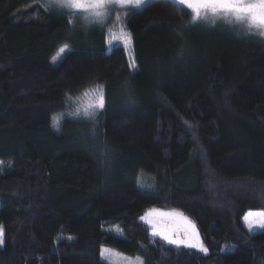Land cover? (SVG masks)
Returning a JSON list of instances; mask_svg holds the SVG:
<instances>
[{
  "label": "trees",
  "instance_id": "1",
  "mask_svg": "<svg viewBox=\"0 0 264 264\" xmlns=\"http://www.w3.org/2000/svg\"><path fill=\"white\" fill-rule=\"evenodd\" d=\"M43 4L0 0V264H110L106 246L143 264H264V230L243 219L264 209V38L151 0L125 17L134 70L104 30ZM98 86L96 119L70 115ZM150 208L185 212L208 253L153 238Z\"/></svg>",
  "mask_w": 264,
  "mask_h": 264
},
{
  "label": "snow or ice",
  "instance_id": "2",
  "mask_svg": "<svg viewBox=\"0 0 264 264\" xmlns=\"http://www.w3.org/2000/svg\"><path fill=\"white\" fill-rule=\"evenodd\" d=\"M171 2L182 9L190 10L193 26L203 21H208L215 25L219 20L229 25H241L248 34L264 38V0H171ZM144 3L145 0H44L42 6L46 11L51 9L67 10L71 16L75 17L83 14V19L86 22L103 26L113 9L119 8L122 11L129 12L139 9ZM209 14L212 17L210 21ZM116 19L119 21L121 17L118 15ZM69 22L72 23L71 20ZM121 36L125 37L123 47L130 49L131 34L124 31L123 27H121ZM109 44L113 48L117 46L111 40ZM66 49H68V45L61 47L58 56L65 53ZM129 54L131 55V53ZM56 59L57 57H53V61ZM134 64L133 60L129 66L134 67ZM91 91L96 93V99L84 109L83 114L85 117L95 120L99 112L105 108V96L102 86H98ZM84 95H87V92ZM78 114L79 109L76 113H72V115ZM53 126L59 128V120H55ZM252 217H259L260 219L254 220ZM164 218H178L183 221L185 227L180 230L183 232V237L176 230L168 228L163 222ZM139 219L150 227L153 238L160 237L167 243L178 247L183 245L197 248L204 253L208 252L196 230L195 224L182 212L175 209L165 212L150 208ZM243 219L250 233L256 231L257 228L264 229V211L257 213L250 211ZM116 231L117 234H122L119 228ZM3 243L4 233L2 228H0V245H3ZM113 254L116 256L120 255L119 253H114L113 250L101 249L102 259H107L109 255ZM129 264H133V262L130 261ZM135 264H143V261L137 258Z\"/></svg>",
  "mask_w": 264,
  "mask_h": 264
},
{
  "label": "rangeland",
  "instance_id": "3",
  "mask_svg": "<svg viewBox=\"0 0 264 264\" xmlns=\"http://www.w3.org/2000/svg\"><path fill=\"white\" fill-rule=\"evenodd\" d=\"M149 1H151V0H145V3L142 6H144ZM41 2H44V0H41ZM56 10H59V9H56ZM64 11L65 12H68L67 10H64ZM130 12L131 11H129V12L122 11L119 8L113 9L111 11V14L109 15L108 19L106 20V22L104 23L103 26H101L99 24H96V23H88V22H86L83 19V14H81L78 17L77 23H78L80 29H82L83 31H86L87 29L97 28V27L99 29L104 30V32L106 33L107 50H109V49H112L113 48L109 44V41L110 40L112 41L113 44H116L117 45L116 47H120V46L123 47V40L125 39V37L121 36V27H123L124 31L128 32V30L126 28V23H125V17L127 15H129ZM118 15L121 17V19L119 21L116 19V17ZM190 17L192 19V16L191 15H190ZM211 19H212L211 14H209V21ZM197 26L199 28L203 29V30H206V31L207 30L212 31L214 28H217L218 30L220 29L222 31H225V30L230 31V30H234V28L235 29L239 28V30H240V28L244 29L241 25H235V24L229 25V24L224 23L223 21H219V20L217 21V23L215 25H212L208 21H203V22H200L198 25H195V27H197ZM128 33H130V32H128ZM58 53H59V51L54 56V57H57V59L55 61H59L62 58L63 54H64V53L63 54H59V56H58ZM125 53L127 54L128 65L132 64L133 60L135 62V58H134L135 57V54H134V42H133V39H132V35H131V46H130V49H125ZM129 53H131V55ZM134 67H135L134 70H136L137 69V65L134 64ZM131 68H133V67H131ZM96 88L97 87L89 88L88 91H86L87 92V95H84V93H85L84 92L82 95L78 96V98L74 99L73 102H71L70 109L68 110V112L70 113V115H72V113H76L77 110L79 109V114L78 115L84 116V114H83L84 113V109L90 103H93L95 101V99H96V93L93 92V91H91V90L96 89ZM103 90H104V88H103ZM104 96H105V101H106V93H105V90H104ZM78 115H72V116H78ZM85 118H88V117H85ZM156 209H159V208H156ZM159 210L168 212V211H172L173 208H171V209L160 208ZM175 210H177V209H175ZM177 211L182 212L186 217L189 218V216L187 214H185V212L180 211V210H177ZM262 211H264V209L252 210L251 212L257 213V212H262ZM252 219L259 220L260 218L259 217H252ZM189 220L192 223L195 224V222H193V220L191 218H189ZM163 222L165 223V225L168 228L176 230L177 232H179L180 236L183 237V232L180 231V230H182L185 227V224H184L183 221L179 220L178 218H171V219L164 218L163 219ZM244 224H245V227H247V225H246L245 222H244ZM254 227H255V225H254ZM149 230L151 231L150 227H149ZM196 230L198 231L197 228H196ZM261 230H264V229L257 228L256 231H254V232H260ZM115 232H117V231L115 230ZM198 233H199V231H198ZM174 235H175V233H174ZM157 238L162 239L160 237H157ZM203 244H204V242H203ZM171 245H173V244H171ZM204 246L207 248V246L205 244H204ZM180 247H184V246L181 245ZM188 248H190V247H188ZM103 249L113 250L114 253H119L120 254L119 256H116L114 254L113 255H109L108 258L105 259V260L108 261L110 264H129L130 261L133 262V264H135V262L137 261V258H139L137 256H132V255L124 254V253L120 252L119 250H116V249H114L112 247H109V246L103 247ZM192 249H196V250L200 251L197 248H192ZM202 253L203 254H207L208 252L207 253L202 252ZM139 259L141 261H143L141 257Z\"/></svg>",
  "mask_w": 264,
  "mask_h": 264
}]
</instances>
